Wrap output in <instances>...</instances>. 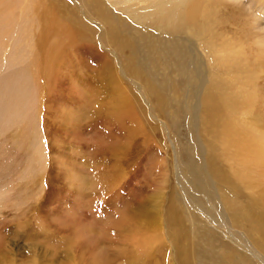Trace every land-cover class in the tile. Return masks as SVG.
I'll return each mask as SVG.
<instances>
[{
	"label": "rangeland",
	"instance_id": "obj_1",
	"mask_svg": "<svg viewBox=\"0 0 264 264\" xmlns=\"http://www.w3.org/2000/svg\"><path fill=\"white\" fill-rule=\"evenodd\" d=\"M185 1L0 0V264L264 263L218 205L264 206V159L236 131L241 120L264 133V0L209 3L252 81L223 73L189 39L186 61L233 98L223 110L214 101L227 125L199 111L188 120L194 78L163 53L172 37L189 38L173 21ZM140 44L149 72L127 64ZM193 138L219 162L209 197L182 170L188 162L202 181Z\"/></svg>",
	"mask_w": 264,
	"mask_h": 264
},
{
	"label": "bare ground",
	"instance_id": "obj_2",
	"mask_svg": "<svg viewBox=\"0 0 264 264\" xmlns=\"http://www.w3.org/2000/svg\"><path fill=\"white\" fill-rule=\"evenodd\" d=\"M187 1H185L187 2L185 3V5H182L181 10H177L178 12L176 13V16L173 21L175 22V29L180 30L181 28H185L189 33V38L187 36L180 38L184 41L181 42L178 40V38L172 37V39L168 40V42L165 44V47L163 46V53L164 55L170 53L172 56L177 57L176 59H178V64H176L175 67L179 71L180 75L190 76V80L194 78L193 84L195 87H193L191 92L190 90L187 92L193 100V104H187V102H184L185 105H183V111L188 114V120L192 121L197 116L199 111V114L201 112L202 113L198 118L205 117V115H208L215 122L227 125V119L224 118L222 114L218 115L219 110H217L218 107L216 108L214 101L216 97L219 99L220 104L224 101V104L222 105L223 110L225 108L226 103L231 102L232 104H234V101H232L233 98L229 95L222 94L224 92L223 87L227 86H225L223 82L216 84L208 83L206 81V74L204 73V71L201 70V63H199L198 60L191 57L187 58L186 61V53L189 54L193 50L192 46H190V49L192 50L189 49V44L192 43L189 39L193 40L195 43L196 39L202 42L201 46L207 52L208 57H210V60L215 61L217 67H219L221 71H223V73L226 72L227 74H240L238 76V80L240 82H242L241 74H246L247 78L252 81V73L246 71L248 66L246 64H243V60L241 59L245 55V52L242 50L233 51L234 48H230L233 46H230L228 50H230L231 53H229L227 51V46L231 43V41L226 38H219L220 33L215 31V29L213 28V22L216 23V19L213 17L215 11H212L210 9L212 8L215 10V8L209 4L211 1ZM174 3L175 2H173V4ZM217 23L220 24L221 22ZM118 25L120 24L118 23ZM129 36L131 38L130 34ZM121 39L123 40V38ZM261 39L264 41V37H262ZM172 40H174V42H172ZM135 43L137 44L136 41ZM183 43L186 46H184ZM141 48V44L139 45V47L136 45V48H130L129 53L127 55V64L136 73H144V71L149 72L148 69L150 68V66L146 64V62L138 53ZM254 52L256 59L260 57L259 54L262 53L258 50H254ZM201 55L205 57L204 53H202ZM241 55L242 57L238 59ZM184 59L185 61L182 62L181 60ZM209 102H212L214 104L213 108L206 105ZM195 103L199 104L202 109L195 107ZM236 127L237 132L241 130L245 132V136L241 139V141L244 142L243 148L248 152V156H251L253 160H259V163H262L264 159V136L262 135H264V133H262V135L259 134L262 131L260 130V127L257 124H251L247 126V124L241 120H239V123ZM193 140L196 144L197 149L195 152L197 157L199 158V163L201 165L200 174L202 175V181H194L197 180V176L195 172L190 168L188 162L184 164L182 170L185 175L189 176L190 179H192L190 186L192 188L194 187L195 189H202L207 191L208 193L205 194L209 197V193H211V190L216 187V181H219L217 174H210V170L216 171V168H218L219 166V162L216 165L214 160L209 161L208 155L203 152L202 149H199L198 141L195 138H193ZM246 183L248 184V182ZM226 196L232 197L233 192L231 190L228 191ZM248 204L249 203H246L239 207L235 204L233 205L231 203H228L225 199H220L218 201V205L221 208H224L226 206L227 211L233 212V215L228 218V221L230 222L232 228L235 227L236 229H239L243 232L245 236L244 240L249 246L247 250L251 253V255H253L258 250H262L264 253V206L260 208L248 206ZM171 218L172 226L175 229V237L177 239H181L186 234L183 231V226H185L183 216L176 208H172ZM250 257L251 256H249V262ZM0 260H2L1 257Z\"/></svg>",
	"mask_w": 264,
	"mask_h": 264
}]
</instances>
